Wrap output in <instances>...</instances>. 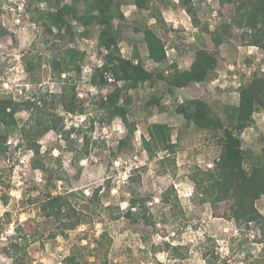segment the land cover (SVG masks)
Masks as SVG:
<instances>
[{"label": "rangeland", "instance_id": "rangeland-1", "mask_svg": "<svg viewBox=\"0 0 264 264\" xmlns=\"http://www.w3.org/2000/svg\"><path fill=\"white\" fill-rule=\"evenodd\" d=\"M182 1L150 0L148 9L139 10L132 0H123L121 54L131 57L135 45L147 69L167 72L172 62L188 68L195 49L205 47L217 55L221 67L204 81L172 87V93L163 81L128 89L127 117L135 130L118 149L126 126L119 116L109 120L98 104L99 96L112 89V81L108 78L107 83L94 85L91 75L83 77L82 70L77 75L72 65L60 75L51 67L52 59L75 48L84 52L81 68L90 65L92 74L104 52L97 46L98 26L83 27L70 19V38L64 29L47 30L39 13L70 0H0V95L10 94L20 102L31 100L63 117L59 129L38 138L39 154L34 155L22 133L32 111L22 105L15 114L18 126L9 131L7 151L0 154V264H63L72 252L80 264H208L214 256L215 264H264V229L255 222L238 224L214 215L210 202L196 193L191 176L213 166L221 150L218 134L197 129L174 111L177 103L200 98L227 123L224 109L238 103L239 85L264 72V48L251 45L248 32L235 25L215 45L211 32L224 21H232L233 12L222 9L218 0ZM84 5L85 0L77 4L79 14ZM144 24L162 37L168 49L169 56L159 63L148 58L142 32L133 31L134 25ZM64 75L67 82L62 80ZM62 85L68 93L75 86V101L83 104V113H67L55 101ZM151 97L159 103L148 104ZM155 122L171 128L173 152L152 147L149 155L143 148L142 136L148 138L147 127ZM240 137L242 148L260 151L263 109L253 113ZM34 157L44 169L32 166ZM65 190L74 193L69 198L83 214L73 229H62L40 209L47 193ZM132 191L146 199L149 218L115 217L117 208L125 210ZM164 191L169 194L166 202L161 198ZM255 206L264 215V195ZM14 240L16 247L11 246Z\"/></svg>", "mask_w": 264, "mask_h": 264}, {"label": "trees", "instance_id": "trees-1", "mask_svg": "<svg viewBox=\"0 0 264 264\" xmlns=\"http://www.w3.org/2000/svg\"><path fill=\"white\" fill-rule=\"evenodd\" d=\"M222 9L233 12L232 21H224L217 26L212 33L215 45L223 41V37L229 33L232 25L245 29L250 37L249 43L253 46L264 48V0H218ZM80 0H70L66 3H56V6L40 11V16L45 19L47 30L56 27L58 31L64 29L73 36L70 19L77 20L83 27L90 25L98 26L96 36L97 46L101 52L102 62L94 68L91 74V83L94 85L107 83L108 78L114 84L112 89L104 95H100L98 104L108 113L109 120L119 116L126 126V134L119 140L118 149H121L126 139L135 130L133 123L128 121L129 104L131 96L128 89L137 88L144 82L151 84L157 81L166 83L167 90L172 93V87H184L192 82H201L211 77L221 62L217 55L205 47H197L194 57L188 68L181 69L172 62L170 70L163 68L147 69L135 45L132 48L131 57H125L119 49L121 39L122 21L125 14L121 10L123 0H85L82 12L78 13L77 4ZM190 4V0H183ZM150 0H132V4L139 10L149 8ZM192 7H187L191 11ZM194 12V11H193ZM195 20V18H194ZM197 21V20H195ZM207 29V27H205ZM134 32H142L143 41L146 45L147 55L155 63L163 61L166 57L165 44L161 36L147 24L142 27H133ZM86 33V29L83 34ZM1 34V27H0ZM66 55L54 58L51 61L52 69H58L59 75L68 71L72 65L77 75L81 72V61L84 52L75 48H67ZM32 64V63H31ZM27 68L30 70L32 65ZM64 82L68 78L62 77ZM119 81L123 83L118 84ZM69 92L66 85H62L55 94V101L60 103L67 113H83L85 108L82 103H76V93ZM238 103L226 106L224 109L227 123L221 116L211 112L208 104L200 98H188L176 104L174 111L180 114L187 123H192L197 129L218 134V142L221 150L213 160V166L194 173L191 177L196 186V193L202 199L210 202L212 212L216 216L234 219L238 224L255 222L260 229H264V215L255 206V201L264 195V145L257 153L241 147L240 134L253 120V113L258 109L264 110V72L253 76L239 85ZM159 103L155 97L148 100V104ZM22 105L32 111L31 120L22 126L25 143L33 154H39L38 138L50 129H59V122L63 119L55 112L49 113L45 107L38 106L35 102L27 100L20 102L8 94L0 95V154L7 151L9 131L18 126L16 112ZM171 128L166 123H151L147 127L148 138L142 136L143 148L152 155V147L167 152H173L175 144L171 141ZM247 163V166L244 165ZM34 168L44 169L42 162L35 157L32 160ZM50 177V176H48ZM97 190H92L89 201H93ZM127 199L125 210L118 209L115 217L123 216L133 221L147 217V209L144 207V197L141 198L133 191ZM74 196L72 191H63L52 194L51 192L42 199L40 209L47 218H53L62 225V229L77 227L82 217L81 210L77 209L69 197ZM169 194L164 191L161 198L164 202L169 200ZM94 197V198H93ZM224 212L220 213V208ZM264 234V232H263ZM16 247V240L11 242ZM264 248V247H263ZM215 264L217 257L214 256ZM63 264H80L77 253L72 252L63 258ZM88 264V262H85ZM221 264H228L223 261ZM247 264H254L253 262Z\"/></svg>", "mask_w": 264, "mask_h": 264}, {"label": "built area", "instance_id": "built-area-1", "mask_svg": "<svg viewBox=\"0 0 264 264\" xmlns=\"http://www.w3.org/2000/svg\"><path fill=\"white\" fill-rule=\"evenodd\" d=\"M165 52H166V55L168 57L169 56V52H168V49L166 47H165ZM171 62H172V60H169V63H171ZM81 70L83 72V77H87L86 75H88V76L91 75L92 67L90 65H88V64H85V65L82 66Z\"/></svg>", "mask_w": 264, "mask_h": 264}, {"label": "crops", "instance_id": "crops-1", "mask_svg": "<svg viewBox=\"0 0 264 264\" xmlns=\"http://www.w3.org/2000/svg\"><path fill=\"white\" fill-rule=\"evenodd\" d=\"M125 3H123L122 5H121V9H122V6L124 5ZM133 5V4H132ZM133 6H135V5H133Z\"/></svg>", "mask_w": 264, "mask_h": 264}]
</instances>
